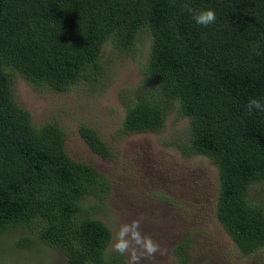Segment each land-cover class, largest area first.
<instances>
[{
  "label": "trees",
  "instance_id": "obj_1",
  "mask_svg": "<svg viewBox=\"0 0 264 264\" xmlns=\"http://www.w3.org/2000/svg\"><path fill=\"white\" fill-rule=\"evenodd\" d=\"M209 8L215 23L198 25L193 14ZM145 35L141 79L117 134L161 131L172 110L186 118L189 141L177 146L213 163L216 218L241 254L264 246V206L250 193L264 180V111H247L251 98L264 103V0H0V232L19 229V245L40 239L64 264H125L85 206L110 192V180L67 153L54 119L33 124L12 84L15 75L58 92L95 84L105 41L132 56ZM77 132L113 157L92 127ZM184 241L174 247L181 263Z\"/></svg>",
  "mask_w": 264,
  "mask_h": 264
},
{
  "label": "rangeland",
  "instance_id": "obj_2",
  "mask_svg": "<svg viewBox=\"0 0 264 264\" xmlns=\"http://www.w3.org/2000/svg\"><path fill=\"white\" fill-rule=\"evenodd\" d=\"M148 37L131 56L102 45V73L95 84L78 81L58 92L31 87L18 75L13 92L27 108L30 121L40 125L54 119L63 130L64 148L75 160L86 162L105 174L110 192L102 199L88 196L85 206L92 217L108 227L112 245L119 226L143 217L142 230L158 241L166 254H157L150 264H255L264 262V246L241 254L216 218L217 173L209 158L185 155L177 144L188 143L189 127L184 117L169 111L163 129L121 137L117 134L125 103L133 98L139 83V62L145 58ZM79 124L92 127L113 152L112 158L95 154L78 134ZM251 196L264 206V180L251 184ZM14 227L0 232V264H64L63 255L40 239L21 246ZM181 248V263L174 247ZM117 253V252H115ZM122 260L127 257L117 253ZM141 264H144L142 261Z\"/></svg>",
  "mask_w": 264,
  "mask_h": 264
},
{
  "label": "clouds",
  "instance_id": "obj_3",
  "mask_svg": "<svg viewBox=\"0 0 264 264\" xmlns=\"http://www.w3.org/2000/svg\"><path fill=\"white\" fill-rule=\"evenodd\" d=\"M190 13L193 9L187 4L184 6ZM193 19L198 25L209 26L216 21V14L213 9H204L193 14ZM264 111V103L251 98L247 104V111ZM143 217L133 218L130 222H124L119 226L112 248L122 256H126L125 264H150L157 255L166 254V249L152 236L142 230Z\"/></svg>",
  "mask_w": 264,
  "mask_h": 264
}]
</instances>
